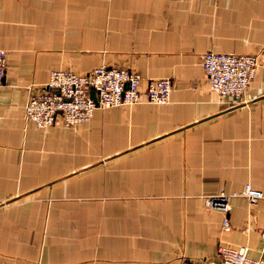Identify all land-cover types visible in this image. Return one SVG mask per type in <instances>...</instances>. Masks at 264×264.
<instances>
[{"label": "crops", "instance_id": "0c3cea01", "mask_svg": "<svg viewBox=\"0 0 264 264\" xmlns=\"http://www.w3.org/2000/svg\"><path fill=\"white\" fill-rule=\"evenodd\" d=\"M0 264H203L220 246L258 259L264 198V0H0ZM257 58L232 105L206 53ZM124 69L171 82L169 102L97 109L39 129L24 117L50 73Z\"/></svg>", "mask_w": 264, "mask_h": 264}, {"label": "built area", "instance_id": "2783aa9c", "mask_svg": "<svg viewBox=\"0 0 264 264\" xmlns=\"http://www.w3.org/2000/svg\"><path fill=\"white\" fill-rule=\"evenodd\" d=\"M202 69L212 92L239 104L254 80L257 58L250 55L206 53L202 57ZM6 73V52L0 51V88ZM142 78L124 69L97 67L85 75L72 72L53 71L45 91L39 96H30L24 108V117L37 128L46 129L59 121L65 128H71L90 121L97 109L133 106L142 102L164 105L169 102L171 82L168 79L148 81L141 92ZM91 93L94 94L91 97ZM242 197L250 205H256L263 194L245 185L239 194L219 193L206 197L204 206L224 214L222 228L230 229L228 220L229 199ZM180 264H196L182 261ZM203 264H264V236L260 257H248V249L220 246L217 258Z\"/></svg>", "mask_w": 264, "mask_h": 264}, {"label": "water", "instance_id": "95a60500", "mask_svg": "<svg viewBox=\"0 0 264 264\" xmlns=\"http://www.w3.org/2000/svg\"><path fill=\"white\" fill-rule=\"evenodd\" d=\"M94 96V94L93 93H91V97H93Z\"/></svg>", "mask_w": 264, "mask_h": 264}]
</instances>
